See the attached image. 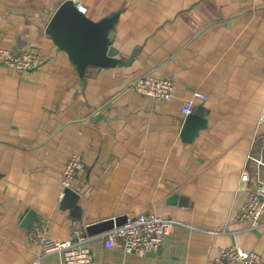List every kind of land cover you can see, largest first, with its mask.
<instances>
[{"label":"crops","instance_id":"1","mask_svg":"<svg viewBox=\"0 0 264 264\" xmlns=\"http://www.w3.org/2000/svg\"><path fill=\"white\" fill-rule=\"evenodd\" d=\"M64 1L0 0V49L41 56L31 71L0 62V264L35 259L30 233L42 222L61 241L84 226L93 264H214L230 246L264 262V215L241 219L264 169V0H74L96 21L120 12L113 45L123 63L84 77L46 32ZM151 72L174 79L171 100L132 87ZM196 91L208 127L186 142L183 108ZM75 152L81 218L62 207ZM140 213L174 221L156 251L108 248L86 230ZM42 264H65L64 254Z\"/></svg>","mask_w":264,"mask_h":264},{"label":"built area","instance_id":"2","mask_svg":"<svg viewBox=\"0 0 264 264\" xmlns=\"http://www.w3.org/2000/svg\"><path fill=\"white\" fill-rule=\"evenodd\" d=\"M79 11L87 14V8L80 2H75ZM0 62L18 70L31 71L41 64V56L32 51H22L15 54L10 49H0ZM132 87L147 98L169 101L174 97L176 84L172 77L159 72H151L135 79ZM197 99H206L200 91L194 98L185 101L183 112L189 115L194 110ZM264 168V161L258 162ZM84 167V159L80 152H75L66 162L63 172L64 190L73 188L78 172ZM264 215V169L258 176L253 191L249 194L241 209V219L259 224ZM174 221L154 213L130 214L120 226L104 234L108 248L118 242L128 254L145 253L158 250L169 237ZM33 242L41 247L39 255L28 264H42V258L54 252L64 254L65 264H93L94 253L88 244V236L84 226L78 225L73 233V239L61 241L52 238L47 223L37 224L30 233ZM214 264H264L262 257L255 251L246 250L240 246L224 247L219 250Z\"/></svg>","mask_w":264,"mask_h":264},{"label":"water","instance_id":"3","mask_svg":"<svg viewBox=\"0 0 264 264\" xmlns=\"http://www.w3.org/2000/svg\"><path fill=\"white\" fill-rule=\"evenodd\" d=\"M119 20L120 12L99 21L93 20L78 10L74 0H66L52 16L46 32L53 42L69 55L79 74L84 77L91 67L109 68L123 63L113 45ZM205 114L206 108L199 106L187 115L182 130L184 141L193 142L200 132L208 127ZM78 200L79 194L73 188L65 190L62 207L70 209L75 218L82 217L77 205ZM126 220L127 216H119L90 224L86 226V230L91 236L105 234L115 226L124 224Z\"/></svg>","mask_w":264,"mask_h":264}]
</instances>
